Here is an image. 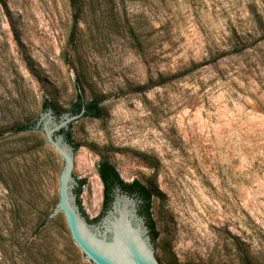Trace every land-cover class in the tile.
Masks as SVG:
<instances>
[{
    "label": "rangeland",
    "instance_id": "obj_1",
    "mask_svg": "<svg viewBox=\"0 0 264 264\" xmlns=\"http://www.w3.org/2000/svg\"><path fill=\"white\" fill-rule=\"evenodd\" d=\"M253 4L264 14V0H0V153L36 148L12 161L29 241L47 226L61 256L72 243L95 264L62 213L46 224L62 156L41 130L9 135L46 99L66 112L81 91L103 109L69 129L89 219L104 211L98 169L108 157L125 181L160 190L152 216L163 264L164 248L177 264H264V39L247 36ZM13 204L0 180L4 225Z\"/></svg>",
    "mask_w": 264,
    "mask_h": 264
},
{
    "label": "water",
    "instance_id": "obj_2",
    "mask_svg": "<svg viewBox=\"0 0 264 264\" xmlns=\"http://www.w3.org/2000/svg\"><path fill=\"white\" fill-rule=\"evenodd\" d=\"M80 113L66 111L58 115L52 107L44 109L35 123L63 158L60 174V199L50 217H66L71 236L85 257L95 264H163L146 217L140 213L142 200L116 185L109 207L96 222H90L77 203L79 153L68 140L69 129L82 123Z\"/></svg>",
    "mask_w": 264,
    "mask_h": 264
},
{
    "label": "trees",
    "instance_id": "obj_3",
    "mask_svg": "<svg viewBox=\"0 0 264 264\" xmlns=\"http://www.w3.org/2000/svg\"><path fill=\"white\" fill-rule=\"evenodd\" d=\"M69 1L73 8L79 9V0ZM251 7L250 14L253 21V29L249 32V34H247V36L252 37L257 32H262V39H264V14L258 12L257 6L255 4H253ZM74 22L75 25H77L79 22L78 13L74 15ZM130 28L135 32L134 26H130ZM79 89L81 90V88ZM47 107H52L58 115L63 113V111H59L57 109V105L51 102L49 99H46L44 103V109ZM83 107L86 108L84 117L100 118L103 114L100 101L96 98H93L86 102L83 92L80 91V93L77 94L76 101L73 103L72 108L69 111H72L73 113H80ZM35 123L36 120L16 124L14 127H12L11 133L9 135L19 136L33 133L37 137H40L38 130L34 127ZM2 133L3 132L0 131V141L5 138ZM66 135L68 140L75 146V148H77L79 144L73 143L70 131H68ZM45 142L46 141L41 139L38 145L44 146ZM34 150H36L35 145H31L28 147L25 146L23 149L13 148L0 153V180L7 187L12 199L14 200L13 205H15L11 210L9 225H4V217L0 216V264H83L81 261V256L78 254L77 249L72 246L71 242V245L67 247V253L64 256L59 254L57 245L55 244L51 233L48 231L47 226L40 230L38 236L40 241H38L37 238L29 241L30 238H26V236H28L27 232H20L23 227V223L26 220V215H24L23 211L25 204H19L18 199H21L25 202V197L23 195L24 190L21 189L19 191L18 186L13 179V175H16L17 173L16 163L18 164V162L15 163L14 167L12 165V161L18 156L20 158L25 157L26 155L32 156L34 155ZM98 171L104 183V192L106 198L103 212H105L112 201V191L114 187L116 185H120L123 190L127 191L129 194L135 195L142 200L140 204V213L146 217L147 224L150 228L152 238L156 245V241L159 238V230L157 229L156 221L152 216V204L154 195L161 196L160 190L156 187H153L152 185L143 183L140 180H134L133 182L125 181L121 177L117 167L109 160L108 157L102 158L99 163ZM84 182V180L79 181V187L77 189L78 195L81 193ZM27 203L31 207L34 205L32 198L29 199ZM51 213L47 216L46 224L48 222L52 223L54 221V218L50 217ZM99 219L100 217L95 219L88 218L90 222H96ZM163 252V260L166 261V264H177L174 261H170L171 259L168 255L169 250L164 248ZM83 256L85 257L84 254Z\"/></svg>",
    "mask_w": 264,
    "mask_h": 264
}]
</instances>
